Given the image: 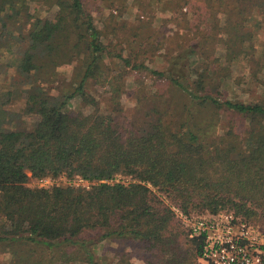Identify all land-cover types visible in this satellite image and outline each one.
I'll use <instances>...</instances> for the list:
<instances>
[{
  "label": "trees",
  "instance_id": "trees-1",
  "mask_svg": "<svg viewBox=\"0 0 264 264\" xmlns=\"http://www.w3.org/2000/svg\"><path fill=\"white\" fill-rule=\"evenodd\" d=\"M149 2L189 7L182 20L194 44L180 42L164 71L109 51L82 0H0V87L14 70L0 99L9 102L13 89L26 99L8 127L0 123V253H10L13 264H98L100 241L88 239L90 232L142 244L156 252L157 264H198L202 239L182 243L175 213L151 187L186 215L234 211L264 226V102L228 97L231 66L255 51L247 24L264 17V0ZM31 4L57 11L44 18ZM205 20L213 24L194 33ZM212 47L224 50V62L215 61ZM260 56L263 72V50ZM107 57L118 59V72ZM64 66H73L69 79L60 76ZM129 67L166 82L169 91H148L136 81V105L126 115ZM98 87L107 97L93 95ZM221 113L232 118L222 132ZM24 116L36 120L27 124ZM237 117L247 123L243 132ZM122 175L134 182H113ZM62 176L91 185L27 186L30 178ZM116 257L115 264H132L126 253Z\"/></svg>",
  "mask_w": 264,
  "mask_h": 264
},
{
  "label": "rangeland",
  "instance_id": "rangeland-1",
  "mask_svg": "<svg viewBox=\"0 0 264 264\" xmlns=\"http://www.w3.org/2000/svg\"><path fill=\"white\" fill-rule=\"evenodd\" d=\"M85 8L92 14L95 19L96 26L102 32V40L108 47L109 51L114 54H121L125 57H130L134 63H142L150 70L164 71L169 67V63L177 53V47L180 42L184 45L190 46L194 44V37L188 33V29L183 19L182 14H188L189 7L182 10L158 8L155 4H150L149 0H82ZM175 1V0H167ZM33 12H37L41 17L52 18L57 9H47L45 7H36L31 4ZM184 11V12H183ZM197 19V17H196ZM220 24H225V17L219 16ZM208 21H203L200 24L199 30H193L198 35L203 33L205 25ZM213 24L212 22H208ZM247 29L254 32L255 35V51H248L238 62L231 66L232 81L230 82L231 90L228 97L232 100L241 102H264V71L259 72L256 66V61L261 57V51H264V17L257 16L250 20L247 24ZM192 41V42H191ZM210 54H214L215 61L221 59L224 62L225 52L223 49L208 50ZM7 60L12 56L5 55ZM256 58V59H255ZM255 59V60H253ZM253 60V61H252ZM107 64L118 72L121 68H116L115 64L119 63L118 59L107 57ZM73 71V66H64L59 69L60 76L69 79ZM126 87L123 95L122 103L125 108L126 115L132 114L135 107V91L140 89L135 84L136 81L142 80L146 85L148 91H169L166 82L157 80L152 75L140 74L133 70L132 67L126 69ZM258 74L259 80L253 79L254 75ZM14 76V70H10L8 77L2 80L0 89L6 91L8 88L7 80ZM128 76V77H127ZM262 79V80H261ZM94 96L98 100L106 96V89L102 87L95 88ZM58 91L54 90L53 94ZM79 100H74L71 109L75 110L79 105ZM26 106L25 97L20 98L18 89H13V98L7 102L6 99H0V123L4 127H8V123L13 117L10 114L23 113ZM221 121L218 125V130L222 132L223 127L227 122L232 121L231 116L226 113H221ZM23 122L30 124L36 118L33 116H24ZM5 121V122H4ZM238 124L239 129L243 132L247 123L245 120L237 117L234 119ZM30 175V174H29ZM47 182L41 185L40 181L30 178L27 186L30 188H52L54 186H75L89 188L90 183L80 177L68 178L62 176L57 179L46 178ZM113 182L129 184L134 182L131 177L118 176ZM152 191L160 201H164L167 207H170L175 213V217L184 232L183 244L186 245L188 240L195 238L191 237L192 224L204 216L213 215L209 212H194L190 215L184 214L179 208L175 207L169 200H167L162 193L157 189L151 187ZM234 212V211H220ZM235 213V212H234ZM217 214V213H216ZM238 215L237 213H235ZM242 217L241 215H238ZM245 219L244 217H242ZM246 220V219H245ZM247 221V220H246ZM250 222V221H248ZM253 225L259 227L264 231L262 224L251 221ZM88 239H93L98 242L95 247L96 261L98 264H115L117 262V252L126 253L132 264H157L158 260L155 257V251H149L145 246L139 243L100 240L103 235L102 232H90L86 234ZM13 257L10 253H0V264H13ZM198 264H210L201 257L197 259ZM71 264H83L73 262Z\"/></svg>",
  "mask_w": 264,
  "mask_h": 264
},
{
  "label": "built area",
  "instance_id": "built-area-1",
  "mask_svg": "<svg viewBox=\"0 0 264 264\" xmlns=\"http://www.w3.org/2000/svg\"><path fill=\"white\" fill-rule=\"evenodd\" d=\"M47 180L40 181L41 185ZM192 238L203 241L201 258L210 264H262L264 231L234 212L204 216L192 224Z\"/></svg>",
  "mask_w": 264,
  "mask_h": 264
}]
</instances>
